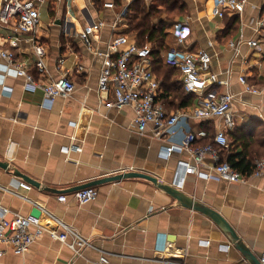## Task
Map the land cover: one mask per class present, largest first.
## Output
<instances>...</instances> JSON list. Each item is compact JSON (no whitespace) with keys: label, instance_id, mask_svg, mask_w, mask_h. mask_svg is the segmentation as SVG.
Returning <instances> with one entry per match:
<instances>
[{"label":"crops","instance_id":"crops-1","mask_svg":"<svg viewBox=\"0 0 264 264\" xmlns=\"http://www.w3.org/2000/svg\"><path fill=\"white\" fill-rule=\"evenodd\" d=\"M35 1L39 12L40 6H47L49 24L39 21L35 32L19 35L21 41L14 49L16 61L23 63L35 80L44 82L56 79L67 69L75 89L70 96L51 101L40 89L28 88L23 76L0 75V161L8 164L7 168L0 167V185L45 207L89 239L92 246L74 255L67 244L44 232L22 255L0 246L4 250L0 264H100L101 253L107 255L108 264H252L214 217L181 205L149 180L124 178L104 182L93 186L98 191L96 199L81 204L73 198V187L123 171L154 175L185 201L216 210L258 259L264 256V172L243 181L188 174L182 187L177 188L171 185L175 163L177 159L188 158V153L174 152L172 157L162 159V141L150 129L142 134L137 131L133 108L108 106L112 93L98 90L101 52L108 39L119 33L133 39V33L126 31L125 20L112 26L117 12L131 0H122L123 6L114 8L103 5L112 0H101L98 7L87 0L90 13L107 23L94 33L93 49L87 48L78 37L76 21L82 26L85 21L76 2ZM183 1L185 13L167 20L161 57L168 49L166 46L209 52L212 71L227 82L213 85L214 90L234 95L231 110L235 126L227 133L237 128L249 137L247 146L239 141L232 147L236 152L245 150L255 162L264 157V36L257 31V20L264 14V0H249L241 14L226 12L220 18L209 15L213 0ZM177 22H187L190 28L181 44L173 30ZM16 34L12 24L0 22V49L7 48L6 39ZM239 38L243 40L239 54L235 55L228 43ZM250 39H258L257 46H250ZM34 41L44 46V70L35 64ZM5 65L6 61L0 57V69ZM78 65L82 69H77ZM169 69L170 73H165V100L161 92L159 101L169 112L193 110L196 95L183 89L177 68ZM239 75H245L247 83L258 92L246 91ZM157 79L160 82L158 76ZM186 95L191 100L185 106ZM185 123L182 129L205 127L210 134L222 128L214 118H191ZM202 140L196 143L202 144ZM71 145L81 150L68 148ZM211 162V157L206 156L205 165ZM205 165L200 169L206 171ZM16 170L38 181L40 186L32 185L30 190L16 188V180L25 181L14 174ZM62 194L67 196L64 202L57 200ZM0 207L8 209L7 218L13 213H32L34 208L1 187ZM207 239L208 244L204 243ZM163 244L165 251H159Z\"/></svg>","mask_w":264,"mask_h":264},{"label":"built area","instance_id":"built-area-1","mask_svg":"<svg viewBox=\"0 0 264 264\" xmlns=\"http://www.w3.org/2000/svg\"><path fill=\"white\" fill-rule=\"evenodd\" d=\"M82 14L85 24L82 26L76 21L78 37L83 44L93 49L92 38L104 28L107 23L101 18H95L88 7L87 0H73ZM249 0H213L209 11L210 17H223L226 12L241 14ZM106 8H114L112 1L103 3ZM127 14L126 6L120 8L115 15L112 26L124 20ZM39 9L35 0H1L0 22L5 25L12 24L16 35L6 39L7 48L0 49V57L6 61L4 68L0 69V75L12 74L23 76L26 86L30 89H40L44 97L53 101L58 97L70 96L75 83L69 77L67 69L56 79L44 82L35 80L25 69L23 63L16 61L15 50L21 38L19 35L35 32L39 24ZM173 30L178 43H182L189 35L190 28L187 22L173 24ZM257 31L264 36V14L257 20ZM242 38L230 40L228 45L239 54V45ZM250 46H257L258 39L248 40ZM95 53L98 50H93ZM35 64L40 70L45 68V49L41 43L33 42ZM103 62L97 78L98 90L101 93L111 92L113 98L107 102L108 106L121 108L130 105L134 110V123L139 133L150 129L152 135L162 141L160 155L162 159L172 157L174 152L188 153V158L177 159L175 163L174 177L171 185L181 188L188 174H196L203 178H215L224 181H243L248 176H260L264 172V157L254 162V167L249 175H245L234 169L231 164L221 158L220 150L229 146L227 130L235 125L234 114L231 110V102L234 95L230 91L217 92L213 85L227 84L220 80L218 75L211 69V55L206 50L200 49L191 52L170 46L164 54L163 60L170 66L179 70L182 76L183 89L196 95V103L193 110L169 112L159 101L162 92L160 82L151 69V44L139 45L127 34L112 35L106 42L105 49L101 52ZM62 58L59 59V64ZM77 69H82L81 65ZM238 80L244 85L246 91L257 93L258 90L249 85L245 75H239ZM216 119L218 129L210 134L206 129L185 130V120ZM220 124V125H219ZM208 138L209 141L197 144L196 141ZM81 150L76 145L68 147ZM210 156L212 162L205 165L204 159ZM205 165L207 170H201ZM16 188L30 190L32 185L26 181L16 180ZM6 191L14 193L23 200L31 203L39 209V214L29 213L26 215L13 213L10 218L6 217L8 209L0 207V246L11 249L14 254H24L42 233L46 232L55 240L63 242L72 249L74 255H80L86 247L92 246L89 239L81 236L74 228L38 205L31 198L20 195L17 192L2 187ZM98 191L95 187H84L72 192L73 198L78 203H86L96 199ZM67 196L62 194L57 197L58 201H66ZM44 219V221H42ZM34 227V229H31ZM70 238V240H68ZM209 239L204 243L208 244ZM165 244L159 251H165ZM164 247V248H163ZM4 250L0 248V257ZM165 262V259H159ZM259 261L264 264V256ZM100 264H108L107 255L101 253Z\"/></svg>","mask_w":264,"mask_h":264},{"label":"trees","instance_id":"trees-1","mask_svg":"<svg viewBox=\"0 0 264 264\" xmlns=\"http://www.w3.org/2000/svg\"><path fill=\"white\" fill-rule=\"evenodd\" d=\"M91 1L97 7L101 2V0ZM112 2L115 6H123L122 0H112ZM126 9L127 14L124 19L127 24L126 31L133 33V39L137 44H151V69L161 79V97L165 100V91L167 89L165 88V73H170L169 68L174 67L164 62L160 53L162 49H165V26L166 23H169L167 20H173L175 16H180L185 13V3L183 0H152L150 4H147L145 0H131L126 6ZM167 48L169 46H166ZM184 97L188 100L183 102V105L186 106L187 102H190L191 96L186 95ZM227 136L230 143L226 149L220 150L221 158L228 161L234 169L245 175H249L253 170L254 160L252 157H248L246 152H244L245 150L236 152L232 147L236 146L239 141L243 146H247L245 143L249 139L247 137L248 134L245 132L240 133L235 128L233 131L228 132ZM208 141V138L202 140L203 143ZM262 153L264 154V151Z\"/></svg>","mask_w":264,"mask_h":264},{"label":"water","instance_id":"water-1","mask_svg":"<svg viewBox=\"0 0 264 264\" xmlns=\"http://www.w3.org/2000/svg\"><path fill=\"white\" fill-rule=\"evenodd\" d=\"M0 167L7 168L8 164L6 162L0 161ZM14 174L23 178L26 182L30 183L31 185H33L35 187L40 186V183L38 181L28 177L27 175H25V174H23L17 170L14 172ZM124 178H143V179L149 180L154 185L161 187L164 191H166L167 193L172 195L181 205L186 206L190 209L205 212V213L211 215L222 225V227L224 228V230L227 232L230 239L234 243L235 247L241 251V253L243 254V256L246 259H248L252 264H262L259 261L258 257L256 255H254L251 252V250L242 242V240L239 238V236L237 235V233L235 232L233 227L229 224V222L220 213H218L216 210H214L212 208L197 205L195 203L185 201L177 191H175L171 186L161 182L159 180V178L154 176V175L144 173V172H139V171H123L120 173H116L114 175H109L106 177H101V178H97V179L82 183L80 185L73 187L71 190H78V189H81L84 187L94 186V185H98V184H101L104 182L116 181V180H120V179H124ZM68 190H70V189H68ZM32 213L35 215H38L39 209L33 208Z\"/></svg>","mask_w":264,"mask_h":264},{"label":"rangeland","instance_id":"rangeland-1","mask_svg":"<svg viewBox=\"0 0 264 264\" xmlns=\"http://www.w3.org/2000/svg\"><path fill=\"white\" fill-rule=\"evenodd\" d=\"M50 16L47 10L46 5L40 6V15H39V21L40 23L47 25L49 24Z\"/></svg>","mask_w":264,"mask_h":264}]
</instances>
